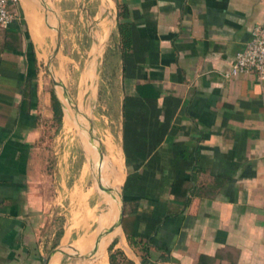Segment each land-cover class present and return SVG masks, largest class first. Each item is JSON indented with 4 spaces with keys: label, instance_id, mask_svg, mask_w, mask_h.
<instances>
[{
    "label": "crops",
    "instance_id": "0c3cea01",
    "mask_svg": "<svg viewBox=\"0 0 264 264\" xmlns=\"http://www.w3.org/2000/svg\"><path fill=\"white\" fill-rule=\"evenodd\" d=\"M46 1L52 10L16 0L22 22L0 29V264H41L54 237L61 246L76 230L56 229L65 183L55 185L48 170L46 135L56 119L39 67L65 18L62 0ZM100 3L113 22L103 16L94 33L100 41L81 74L78 104L90 106L99 46L106 45L119 67L121 130L119 141L102 135L104 175L114 195L124 185L125 199L113 251L134 264H264V82L254 73L224 75L264 24V0ZM119 21L130 25L125 51ZM65 126H75L68 114ZM88 146L83 179L93 170ZM97 185L72 193L84 222L96 223L76 239L89 236L80 246L106 239L112 225L110 208L99 215L96 202L84 210L95 191L101 205ZM107 249L98 250L102 261L87 264H107Z\"/></svg>",
    "mask_w": 264,
    "mask_h": 264
},
{
    "label": "rangeland",
    "instance_id": "374dc122",
    "mask_svg": "<svg viewBox=\"0 0 264 264\" xmlns=\"http://www.w3.org/2000/svg\"><path fill=\"white\" fill-rule=\"evenodd\" d=\"M101 0H82L81 4H77L76 0H62L60 6L64 12V26L62 32V38L65 41L63 53H59L52 60L49 57L52 51L47 52L48 56L44 59H40L41 67H39L44 90L48 93L56 91L60 97L65 101L67 107L66 110L72 111L75 118L76 125L71 131H67L65 126V120L67 113L64 111L63 120L50 123V128L47 133L49 144L48 150H52L51 157H53L52 165H49V173L54 174L55 185L59 184L64 179V188L61 184L58 185L60 189V203L59 209L63 212L61 218L58 219L56 229L66 226L70 227L75 225L76 230L72 234L70 242L61 245L62 247H71L68 249V253L60 255L54 264H87L89 260L83 256L90 250H86L81 253L75 249V246L86 241L89 236H82L80 240L76 239L86 231V228H95L96 223L90 220L88 224L84 222L83 209L79 212L77 206H74L73 192L88 193L90 189H96V178L94 171L92 170L86 179L82 178L83 168L87 162L86 144L89 145V136L85 127H90L89 121L78 115L73 104H78V94L81 74L85 70L86 66L90 64L94 59L96 52L91 50L95 41L99 43V39L94 36L95 31L99 28L103 21V16H107L108 20L112 23L111 16L108 17V12L103 14L99 11L101 7ZM56 29H54V32ZM54 48V47H53ZM50 61V62H49ZM117 57L111 56L110 50H107L106 45H100L98 55L96 58L95 66V93L91 97L90 106L87 107L86 102L84 106H80L81 110L87 112L91 117V122L95 128L96 133L102 138L105 131L110 132L119 141L121 117H120V83H119V67H117ZM53 77L62 79L67 87V92L71 97V104L69 99H65L63 90L60 87H56L53 83ZM79 105V104H78ZM67 112V111H66ZM79 119V120H78ZM85 125V127H83ZM51 144V145H50ZM89 147V146H88ZM91 148V147H90ZM90 148H87L90 150ZM93 158H96V153L91 148ZM63 188V193L61 190ZM97 188L99 189L98 185ZM95 194L89 198V207L87 210L94 208L96 202L97 206L95 210L99 212L105 211L104 204L98 203L99 196L95 191ZM121 204V201H120ZM68 218V221H67ZM68 222V223H67ZM60 231V230H59ZM59 240V236L54 237L52 250L59 247L56 245ZM51 249H48L46 257L51 253ZM110 251L108 248V263ZM119 261L124 262L122 264H128L127 261H123L124 256H118ZM44 264V263H41ZM152 264H159L158 262Z\"/></svg>",
    "mask_w": 264,
    "mask_h": 264
},
{
    "label": "water",
    "instance_id": "95a60500",
    "mask_svg": "<svg viewBox=\"0 0 264 264\" xmlns=\"http://www.w3.org/2000/svg\"><path fill=\"white\" fill-rule=\"evenodd\" d=\"M40 1L42 3L43 7L47 11L49 9L52 10V6L49 5L46 0H40ZM54 12H56V11L54 10ZM56 14H58V13L56 12ZM59 53H63L62 52V32H61L60 18H58V24H57L56 33H55V46L53 48L52 54L50 55V59L52 60ZM53 83L55 84L56 87H60L63 90V94H64L65 99L68 98L69 103L71 104L72 99L66 90L67 87H66L65 82L62 79H57V78L53 77ZM55 93L61 102L63 112L65 111V113H67V114L68 113L72 114V111L70 109L66 110L67 105H66L65 101L60 97V95L56 91H55ZM73 107L76 111L75 113H76L77 117H78V115H80L82 117H85V119H87L89 121L90 127L87 128V127H85V125H83V127H85V129L88 133V136H89V146L94 150V152L97 155L96 158H94L95 163L93 165L95 168L93 171H94L96 181L98 183L99 191L101 192V194H103L102 196L104 197L105 194L108 195L111 191V183H107L105 181L106 177L104 175L105 166L107 164V153L105 150V146L103 144L102 138L96 133L95 128L92 125L91 117L89 116V114H87V112L81 110V107L78 104H76V105L73 104ZM91 164H92V162H91ZM123 187H124V185H121L120 191H118V193L121 197V204H120V202L118 203L116 200H115V202L105 203L104 198L102 196L100 197V202L102 201L103 202L102 204H104V206L106 208H110V209L114 208L117 211V218H116L114 224L107 228L108 233H112L119 228L123 232V224H124V218H125V199H124V195H123ZM117 237H118V235H115V237L111 240L110 244L108 245V248H110V246L115 242ZM100 243H101V239H99L96 242L94 247L87 254L80 255V256H83L85 259L90 260L91 257L99 250ZM54 251H55V249H54ZM54 251H52L46 258H44V260H43L44 264H51V258H52Z\"/></svg>",
    "mask_w": 264,
    "mask_h": 264
},
{
    "label": "built area",
    "instance_id": "2783aa9c",
    "mask_svg": "<svg viewBox=\"0 0 264 264\" xmlns=\"http://www.w3.org/2000/svg\"><path fill=\"white\" fill-rule=\"evenodd\" d=\"M22 22L16 0H0V29ZM242 73H254L264 82V24L254 27L243 50L236 53L234 63L225 71V77H237Z\"/></svg>",
    "mask_w": 264,
    "mask_h": 264
},
{
    "label": "trees",
    "instance_id": "16d2710c",
    "mask_svg": "<svg viewBox=\"0 0 264 264\" xmlns=\"http://www.w3.org/2000/svg\"><path fill=\"white\" fill-rule=\"evenodd\" d=\"M20 22H18L17 24H19ZM118 29L121 35V45H122V49L123 51H125L131 43V33H130V25L128 23H124V22H120L118 23ZM52 106H53V110H54V116L55 119L58 120L59 122L63 120V109H62V105L60 100L58 99L55 91H52ZM129 240H131V242L133 244H135L136 242L133 241L132 236L128 235ZM110 244V243H109ZM115 242L110 246L109 251H110V255H109V260H110V264H122L124 262H120L118 259L119 255H123L124 259L123 261H127L128 264H134L133 261L127 259V257L125 256V254L120 251V250H116L113 251L114 246H115ZM147 260L144 259L143 260V264H146Z\"/></svg>",
    "mask_w": 264,
    "mask_h": 264
},
{
    "label": "bare ground",
    "instance_id": "6f19581e",
    "mask_svg": "<svg viewBox=\"0 0 264 264\" xmlns=\"http://www.w3.org/2000/svg\"><path fill=\"white\" fill-rule=\"evenodd\" d=\"M68 115L71 117V119L74 121L75 125V118L73 117V115L71 113H68ZM68 128V127H67ZM95 163V159H93V164ZM92 164L93 170H94V165ZM106 181V180H105ZM98 184V183H97ZM105 199L107 200V203H111V202H115V200L119 203L121 201V197L119 194L114 195L113 191L111 190L110 193L107 195L105 194ZM112 214H113V221H112V225L114 224L116 218H117V211L113 208H111ZM103 214V213H102ZM120 228L115 230L112 233H109V235L106 237V239H101V243H100V247H108L109 243L111 242V240L115 237V235H118V233L120 232ZM98 240L94 241L93 243L86 245V246H75L74 248L79 250L81 253L85 252L86 250H91L94 245L96 244ZM71 247H62L59 246L55 249V251L53 252L52 258H51V264H53V261L55 260L56 257L60 256V255H65L66 253H68V249H70ZM88 253V252H87ZM94 258L96 261H102L103 260V254H101L99 251H97L94 254ZM93 260V259H90ZM90 263V262H89Z\"/></svg>",
    "mask_w": 264,
    "mask_h": 264
}]
</instances>
